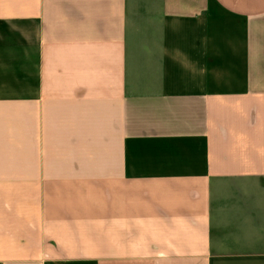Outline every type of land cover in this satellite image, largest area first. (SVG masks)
<instances>
[{
    "label": "crops",
    "instance_id": "obj_1",
    "mask_svg": "<svg viewBox=\"0 0 264 264\" xmlns=\"http://www.w3.org/2000/svg\"><path fill=\"white\" fill-rule=\"evenodd\" d=\"M0 264H264V0H0Z\"/></svg>",
    "mask_w": 264,
    "mask_h": 264
}]
</instances>
